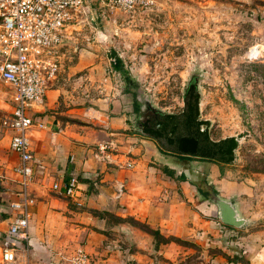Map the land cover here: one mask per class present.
Here are the masks:
<instances>
[{"label": "crops", "instance_id": "0c3cea01", "mask_svg": "<svg viewBox=\"0 0 264 264\" xmlns=\"http://www.w3.org/2000/svg\"><path fill=\"white\" fill-rule=\"evenodd\" d=\"M82 67L63 59L35 113L43 126L29 129L33 202L28 237L21 239L13 264H68L66 257L77 246L88 252L87 264H169L179 246L184 248L168 237L202 248L206 261L193 264H264V192L232 179V163L171 152L137 133L121 95H104L96 107L74 102L65 84L69 73ZM12 92L0 79V264H6L1 242L13 213L10 201L19 189L12 129L1 124L13 110ZM101 142L116 146L115 162L132 166L98 159ZM72 175L80 183L76 198L52 187ZM214 193L232 200L244 224L221 221ZM153 231L164 237L157 247ZM234 240L241 248L232 246Z\"/></svg>", "mask_w": 264, "mask_h": 264}, {"label": "rangeland", "instance_id": "374dc122", "mask_svg": "<svg viewBox=\"0 0 264 264\" xmlns=\"http://www.w3.org/2000/svg\"><path fill=\"white\" fill-rule=\"evenodd\" d=\"M79 26L63 57L83 64L65 84L74 102L96 107L104 95H121L139 121L152 108L181 111L187 85L197 79L211 136L238 135L231 178L264 192V0H154L134 14L91 2ZM152 234L157 247L164 237ZM167 240L184 248L169 264L206 261L191 240ZM232 246L241 248L238 240Z\"/></svg>", "mask_w": 264, "mask_h": 264}, {"label": "built area", "instance_id": "2783aa9c", "mask_svg": "<svg viewBox=\"0 0 264 264\" xmlns=\"http://www.w3.org/2000/svg\"><path fill=\"white\" fill-rule=\"evenodd\" d=\"M91 2L98 3L107 12L134 14L148 8L154 0H0V79L13 90V110L2 116L1 124L12 129L10 144L19 155L15 166L19 189L15 192L16 199L10 201L13 213L1 242L2 260L6 264L16 261L21 239L28 237V205L33 202L29 190L33 178L29 129L35 124L43 126L35 113L44 104L46 90L58 75L66 42L77 38L72 31L78 33ZM114 150V146L101 142L95 155L119 166H132L131 161L115 162L111 157ZM79 184L78 178L72 175L62 186L54 182L52 187L76 198ZM66 260L68 264H87L89 255L84 247L77 246Z\"/></svg>", "mask_w": 264, "mask_h": 264}, {"label": "water", "instance_id": "95a60500", "mask_svg": "<svg viewBox=\"0 0 264 264\" xmlns=\"http://www.w3.org/2000/svg\"><path fill=\"white\" fill-rule=\"evenodd\" d=\"M200 91L197 79L190 80L184 96V107L179 112L152 108L145 118L133 121L139 130L154 138L165 150L185 155L208 157L229 163L235 159L238 135L215 139L209 131L210 120L200 116ZM217 205L222 222L241 226L245 218L239 215L232 200L217 193L211 196Z\"/></svg>", "mask_w": 264, "mask_h": 264}, {"label": "trees", "instance_id": "16d2710c", "mask_svg": "<svg viewBox=\"0 0 264 264\" xmlns=\"http://www.w3.org/2000/svg\"><path fill=\"white\" fill-rule=\"evenodd\" d=\"M114 62L116 63L115 64V66L120 70V71H122L123 69H122V67H121V65H120V63H121V61H120V58L119 57H114ZM136 95V94H135ZM156 233H158V231H156Z\"/></svg>", "mask_w": 264, "mask_h": 264}]
</instances>
